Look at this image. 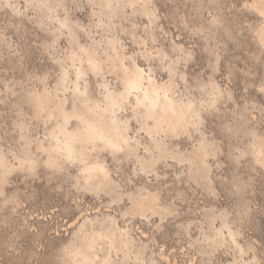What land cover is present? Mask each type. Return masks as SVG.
<instances>
[{
  "label": "rangeland",
  "instance_id": "rangeland-1",
  "mask_svg": "<svg viewBox=\"0 0 264 264\" xmlns=\"http://www.w3.org/2000/svg\"><path fill=\"white\" fill-rule=\"evenodd\" d=\"M262 12L0 0V264H264Z\"/></svg>",
  "mask_w": 264,
  "mask_h": 264
},
{
  "label": "snow or ice",
  "instance_id": "snow-or-ice-1",
  "mask_svg": "<svg viewBox=\"0 0 264 264\" xmlns=\"http://www.w3.org/2000/svg\"><path fill=\"white\" fill-rule=\"evenodd\" d=\"M79 2H81V0H74V5ZM88 4H93V0H88ZM85 6L87 7L88 5H85ZM261 15H264V12H262ZM64 26L65 25H61V27H64ZM128 59L132 63V69L131 70L127 68L124 69V72L126 73V75L123 77L122 81H120L119 83L115 85V88L117 90H119L120 88H123V92L120 93V96L122 98V101L125 104H128L130 106L129 99L138 94V92L140 91V89L142 88L145 82V78L149 77L150 73L144 67H136L135 61L132 60L131 57H129ZM163 59L166 61L168 57L164 56ZM180 59H184V57L181 56ZM180 70H181L180 68L176 67V60H173L172 65L170 67L164 69L166 73H169L170 79L175 78L173 73H179ZM148 83L149 84L151 83L150 79L148 80ZM261 90L264 91V87H262ZM147 100H148V97L146 95L144 97V101L136 99V100H132L131 103H134L136 105V108L139 109L144 105V103ZM250 144L253 148L256 146L259 147L260 149L259 155H260L262 162H264V132H262L259 137L258 145L256 144V141L253 140L251 137H250ZM49 166L57 167L58 165L50 161Z\"/></svg>",
  "mask_w": 264,
  "mask_h": 264
},
{
  "label": "bare ground",
  "instance_id": "bare-ground-1",
  "mask_svg": "<svg viewBox=\"0 0 264 264\" xmlns=\"http://www.w3.org/2000/svg\"><path fill=\"white\" fill-rule=\"evenodd\" d=\"M154 97H155V96H153L152 98H154ZM152 98H151V99H152ZM150 102H151V101H150ZM149 109H150V108H149ZM150 110H151V109H150ZM151 111H152V110H151ZM153 113H154V112H153ZM176 114H177V113H176ZM151 115H155V114H152V113H151ZM177 115H178V114H177ZM180 115H181V114H180ZM156 117H157V116H156ZM158 117H159V116H158ZM176 117L178 118V116H176ZM152 118H153V117H152ZM154 118H155V117H154ZM162 118H163V117H162ZM178 119H179V118H178ZM172 120H173V119H172ZM159 122H160V120H159ZM178 123H179V122H178ZM152 126H153V125H152ZM161 126H162V125H161ZM156 127H157V126H156ZM154 129H155V128H154ZM156 130H157V129H156ZM156 130H155V131H156ZM158 133H159V131H158ZM159 134H160V133H159ZM152 137H153V136H152ZM154 140H155V139H154ZM159 143H160V142H159ZM161 144H162V143H161ZM156 146H157V145H156ZM164 149H165V148H164ZM166 149H167V148H166ZM162 150H163V149H162ZM165 151H166V150H165ZM93 173H94V172H93ZM98 173H99V172H98ZM98 173H97V174H98ZM101 175H102V174H101ZM102 176H103V175H102ZM102 178H103V177H102ZM95 179H96V178H95ZM100 182H101V181H100ZM148 199H149V198H148ZM146 202H147V201H146ZM152 202H154V201H152ZM135 204H136V203H135ZM141 204H142V203H141ZM143 204H144V203H143ZM143 204H142V205H143ZM148 204H150V203L148 202ZM153 205H154V204H153ZM149 206H150V205H149ZM154 206H155V205H154ZM137 207H138V206H137ZM139 207H140V206H139ZM144 207H145V206H144ZM140 208H141V207H140ZM152 210H153V209H152Z\"/></svg>",
  "mask_w": 264,
  "mask_h": 264
}]
</instances>
